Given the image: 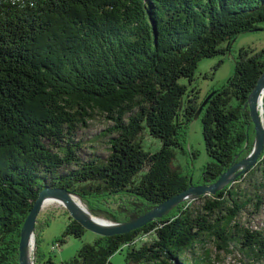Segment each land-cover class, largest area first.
<instances>
[{"label":"trees","instance_id":"trees-1","mask_svg":"<svg viewBox=\"0 0 264 264\" xmlns=\"http://www.w3.org/2000/svg\"><path fill=\"white\" fill-rule=\"evenodd\" d=\"M262 23L264 0H0V264H20L21 231L45 187L67 188L118 222L187 189L176 150L197 155L186 150L188 129L212 91L198 116L209 157L199 184L248 156V101L264 49L241 47L234 73L205 97L195 73ZM99 116L112 122L100 134L108 155L86 160L78 132ZM146 132L158 150L144 148ZM198 199L201 207L185 200L140 228L98 235L63 264H109L123 251L127 264H211L204 236L245 264H264V228L250 227L264 204V150L254 167ZM85 231L70 217L53 246ZM38 255L36 264H56L39 244Z\"/></svg>","mask_w":264,"mask_h":264},{"label":"rangeland","instance_id":"rangeland-1","mask_svg":"<svg viewBox=\"0 0 264 264\" xmlns=\"http://www.w3.org/2000/svg\"><path fill=\"white\" fill-rule=\"evenodd\" d=\"M261 26V29L258 31H248L239 34L232 44L233 49L230 50L228 54L218 55L211 58H203L199 62L195 77L197 85L201 88L202 97H205V95L211 88L219 87L228 81L230 76L234 73L235 57L237 56L238 50L241 47H250L251 49H253L254 52H260L264 49V23H262ZM220 60L222 61L221 65L214 71V66ZM212 71H214L213 75L211 74ZM205 74H208L209 77L205 78ZM111 125V121H108L104 117L99 116L97 119L92 120L90 122V126L88 128L82 129L78 132V139H81L83 144L81 156L84 159L87 160L97 155L104 157L108 155V137H102L100 134L101 132H106V129ZM142 143L144 148L150 151H156L161 147V141L147 132L146 134H144ZM186 150L189 153L194 151L197 153V155L194 158H190V155L182 153L178 149L176 150V158L174 160V163L175 165L180 167L183 173H190L192 185H199L203 166L209 160L205 147L201 118L193 119V121L189 125ZM190 159L191 164H189ZM210 194L211 193L208 192L204 195ZM204 195L194 196L187 200H193L194 206L201 207L203 200L198 199V197ZM81 200L90 209L88 202L84 201L82 198ZM110 206L112 208L116 207V205L113 203L110 204ZM91 212L93 215L106 219L110 222H118L109 217L108 214L104 211L98 210L95 213L93 211ZM70 217V213L63 203L51 204L48 206H46L45 204L43 206L42 210L40 211L37 217L38 222H36V224L39 223L34 234V240L36 241V244L34 243V245H31L30 247L31 258L35 260V263H37V259H39L37 257L38 244L40 251L45 254V258H47L48 256H52L56 264H63L65 261L75 256L84 243L93 242L96 239L98 235L90 230H87L85 231L84 235L80 238L68 236L63 245H61V247L53 246L54 240L60 235H62L65 231L68 223L70 222ZM245 218V216H242L241 220ZM47 222H49V224H47ZM250 227L254 229L264 228V204L261 208L260 214L254 219H252ZM150 236L152 235L148 234L144 237V240H148ZM38 238L40 239L39 243ZM204 239L207 240L204 241ZM215 242H217V240L214 237L209 240L208 237L205 236L200 241L201 246L204 243L206 244V247L211 251V264L213 262L215 264H245V262H247V260L244 259L243 255L239 253L235 252V255H233L234 253H225L224 250L218 248L217 243ZM109 264H127L126 251L115 253L110 258Z\"/></svg>","mask_w":264,"mask_h":264},{"label":"water","instance_id":"water-1","mask_svg":"<svg viewBox=\"0 0 264 264\" xmlns=\"http://www.w3.org/2000/svg\"><path fill=\"white\" fill-rule=\"evenodd\" d=\"M214 92L210 93L203 101L202 105L196 112L195 118L197 119L203 107L208 102L209 98ZM250 115L255 127V142L251 153L240 161L235 162L229 169L221 174L217 181L212 184H199L190 186L181 193L172 196L171 198L163 201L155 206L147 213L124 222H110L101 223L95 221L83 209H81L73 200L72 195H77L80 199L81 196L71 192L64 187H45L39 192L37 199L34 201L33 207L30 210L21 231V239L19 245V261L20 264H30L28 251L31 245L36 244L34 234L36 230L37 217L45 205V200L48 197H56L62 199L64 206L68 209L70 216L78 221L87 230H90L97 235L110 236L115 234H122L134 229L140 228L145 224L151 222L155 218L162 217L168 213L176 205L190 199L194 196L204 195L205 193L215 194L225 187L228 183L234 181L238 176L245 173L248 169L254 167L259 159V156L264 150V72L261 74L258 82L250 94L248 101ZM89 209V208H88ZM90 210V209H89ZM91 212V211H90ZM33 264L35 260L32 259Z\"/></svg>","mask_w":264,"mask_h":264},{"label":"bare ground","instance_id":"bare-ground-1","mask_svg":"<svg viewBox=\"0 0 264 264\" xmlns=\"http://www.w3.org/2000/svg\"><path fill=\"white\" fill-rule=\"evenodd\" d=\"M72 200L81 208L83 209L88 215H90L91 218H93L95 221L101 222V223H109L108 220L100 218L98 216H95L92 214V212H90V210L88 209L87 205L77 196L72 195ZM64 201L62 199L56 198V197H48L45 200V204L46 206L51 205V204H58V203H63ZM64 204V203H63ZM33 250V249H32ZM28 257L30 260V264H33L32 258H31V252L30 249L28 251Z\"/></svg>","mask_w":264,"mask_h":264}]
</instances>
